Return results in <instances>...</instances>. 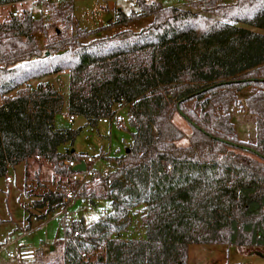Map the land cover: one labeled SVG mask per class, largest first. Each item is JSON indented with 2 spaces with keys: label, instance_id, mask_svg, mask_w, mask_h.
<instances>
[{
  "label": "trees",
  "instance_id": "16d2710c",
  "mask_svg": "<svg viewBox=\"0 0 264 264\" xmlns=\"http://www.w3.org/2000/svg\"><path fill=\"white\" fill-rule=\"evenodd\" d=\"M23 1L0 0V6ZM136 2L139 12L118 9L115 22L71 34L55 29L50 36L54 24L29 10L0 21V177L32 158L67 176L75 173L67 161L86 159L72 149L81 128L54 126L58 91L48 82L31 86L68 71L70 115L95 127L114 116L115 105L127 104L134 131L101 176L111 210L90 224L82 217L72 222L63 264H105L106 241L126 231L137 206L145 237L136 264H187L190 244L264 247V33L252 30H264V0H189L188 9ZM72 10L64 3L56 21L72 25ZM143 18L152 19L139 31L82 41L113 23ZM37 32L46 37L43 47ZM246 88L251 92L242 99ZM233 107L254 117L253 141L238 138ZM176 113L190 127L187 145L178 144L185 134L173 121ZM65 144L70 147L60 152ZM79 196L103 198L88 190ZM66 204L62 188L47 189L32 206L44 209L43 219Z\"/></svg>",
  "mask_w": 264,
  "mask_h": 264
},
{
  "label": "rangeland",
  "instance_id": "374dc122",
  "mask_svg": "<svg viewBox=\"0 0 264 264\" xmlns=\"http://www.w3.org/2000/svg\"><path fill=\"white\" fill-rule=\"evenodd\" d=\"M136 1L26 0L7 4L0 8V21L7 20L11 15L19 16L23 10H29L43 22L50 21L54 24L55 27L48 30L50 36L55 29L71 34L77 27L83 30H92L105 26L109 22H115L118 9L126 14L130 11L139 12ZM159 1L166 7L189 8V0ZM220 1L232 3L234 0ZM64 3L73 4L72 25L56 21V9L61 8ZM108 14L111 17L105 21ZM151 19L143 18L126 26L113 23L110 28L91 34L83 38L82 41L86 42L107 34L111 35L127 28L139 31L147 27ZM252 30L264 33L262 29L253 28ZM36 38L39 45L43 47L46 41L43 33L37 32ZM39 82H48L61 96V100L57 102L58 113L54 117L55 128H81L72 149L77 153H83L86 159L92 158L93 161L87 163L89 168L93 165L92 174L91 177L84 180L85 183L80 184L79 182L78 186H73V181H79L73 178L74 173L61 176L54 171L51 164L42 159L32 158L26 164L21 163L14 168L10 167L7 175L0 177V264H63L62 242L65 231L67 228L70 229L72 222L82 217L85 224H90L111 210L110 201L106 198L110 191L109 185L101 181V176H106L112 170L110 158L124 154L130 146L134 131L128 121L127 104L115 105L114 116L100 119L95 127L87 126L86 120L82 116H73L69 119L68 73L61 72L33 80L31 86L35 87ZM249 92H251V88L244 89L241 98L243 99ZM16 93L13 91L9 96H14ZM3 102L4 98L0 97V105ZM173 121L185 134L178 144L187 145L190 136L189 125L177 113ZM232 122L240 140L253 141L255 139V121L249 112L241 110L239 107H233ZM67 147L70 145L60 146L59 151L63 152ZM25 168L27 171L24 179ZM7 176L10 177L9 181L6 179ZM84 177V174H79L78 178ZM62 188L67 198L66 210L59 208L45 218L38 219L44 209L41 211L34 209L33 201L38 200L47 189L62 190ZM85 190L92 191L95 196L103 198L93 201L90 200V197L82 199L79 195ZM79 211L82 212L80 218ZM142 211V206L133 208L131 221L126 231L119 235H113L106 241L103 247L105 264H136L139 261L136 252H138L140 241L145 237V228L141 219ZM27 217H29L28 221ZM21 247L35 249V258L24 263L21 262L17 258V250ZM187 258V264H264V247L190 244Z\"/></svg>",
  "mask_w": 264,
  "mask_h": 264
},
{
  "label": "built area",
  "instance_id": "2783aa9c",
  "mask_svg": "<svg viewBox=\"0 0 264 264\" xmlns=\"http://www.w3.org/2000/svg\"><path fill=\"white\" fill-rule=\"evenodd\" d=\"M44 10L47 11V9H44ZM31 13H32V12H31ZM32 17H33L34 19H40V18H36V17L34 16V14H32ZM72 117H73V115H70V114H69V119H71ZM84 161H85V163H86V166H87L86 169H87V170H86L85 172H80V173L77 172V173H74V175H73V178L79 180L80 184L85 183L84 180L87 179V178H89V177H91V174H92V167H93V165H92V167H90V168H89V166L87 165V163H90L91 161H93L92 158H91V157H88V158L85 159ZM66 163H67V165H69V166H73V165L77 164L78 162L67 161ZM79 174H82V175L84 174L85 177H84V178H78V177H79ZM77 175H78V176H77ZM6 179L9 181V180H10V177L7 176ZM64 210H66V207H64ZM74 234L77 235L78 232L75 231ZM35 256H36V254H35V249H33V248H30V247H28V248H23V247H21V248H18V250H17V258H18L21 262L32 260V259L35 258Z\"/></svg>",
  "mask_w": 264,
  "mask_h": 264
},
{
  "label": "water",
  "instance_id": "95a60500",
  "mask_svg": "<svg viewBox=\"0 0 264 264\" xmlns=\"http://www.w3.org/2000/svg\"><path fill=\"white\" fill-rule=\"evenodd\" d=\"M110 17H111V15L108 14L107 17L105 18V21H108ZM86 167L87 166H86L85 161L81 160L77 164L73 165L72 169H73V171H75V173H77V172H84L86 170ZM78 216H79V218L82 216L81 212L78 213Z\"/></svg>",
  "mask_w": 264,
  "mask_h": 264
},
{
  "label": "crops",
  "instance_id": "0c3cea01",
  "mask_svg": "<svg viewBox=\"0 0 264 264\" xmlns=\"http://www.w3.org/2000/svg\"><path fill=\"white\" fill-rule=\"evenodd\" d=\"M2 7H3V6H0V8H2ZM61 72L66 73V74L68 73V72H65V71H61ZM61 72H59V73H61ZM57 74H58V73H57ZM53 75H55V74H53ZM74 117H76V116H74ZM79 212H81V211H79ZM81 214H82V212H81ZM50 246H51V245H50ZM51 248H52V247H51ZM24 262H27V261H24ZM24 262H23V263H24Z\"/></svg>",
  "mask_w": 264,
  "mask_h": 264
}]
</instances>
